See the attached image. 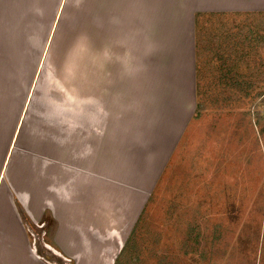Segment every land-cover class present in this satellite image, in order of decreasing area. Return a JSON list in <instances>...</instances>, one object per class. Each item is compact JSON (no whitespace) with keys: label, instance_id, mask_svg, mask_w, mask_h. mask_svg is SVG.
I'll use <instances>...</instances> for the list:
<instances>
[{"label":"crops","instance_id":"1","mask_svg":"<svg viewBox=\"0 0 264 264\" xmlns=\"http://www.w3.org/2000/svg\"><path fill=\"white\" fill-rule=\"evenodd\" d=\"M251 17L264 0H0V264H54L30 230L51 220L45 245L66 256L103 237L105 149L152 98L144 73L193 68L194 84L240 51L217 36ZM171 88L167 103L185 97Z\"/></svg>","mask_w":264,"mask_h":264},{"label":"rangeland","instance_id":"2","mask_svg":"<svg viewBox=\"0 0 264 264\" xmlns=\"http://www.w3.org/2000/svg\"><path fill=\"white\" fill-rule=\"evenodd\" d=\"M251 18L217 36L240 51L225 66L197 68L194 84L193 68L141 70L152 98L137 119H122L131 130L105 149V188L95 202L107 217L106 233L70 243L66 256L53 241L52 249L45 245L53 220L31 226L45 258L54 264H264V33L257 22L264 17ZM175 84L185 97L167 103L161 93ZM177 126L183 131L167 163Z\"/></svg>","mask_w":264,"mask_h":264},{"label":"trees","instance_id":"3","mask_svg":"<svg viewBox=\"0 0 264 264\" xmlns=\"http://www.w3.org/2000/svg\"><path fill=\"white\" fill-rule=\"evenodd\" d=\"M198 106H200V105H198ZM43 255V254H42Z\"/></svg>","mask_w":264,"mask_h":264}]
</instances>
